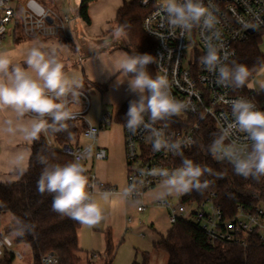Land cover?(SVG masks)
Returning a JSON list of instances; mask_svg holds the SVG:
<instances>
[{
    "label": "clouds",
    "instance_id": "clouds-1",
    "mask_svg": "<svg viewBox=\"0 0 264 264\" xmlns=\"http://www.w3.org/2000/svg\"><path fill=\"white\" fill-rule=\"evenodd\" d=\"M159 6L166 13V23L170 29H180L184 33L200 27L212 34L206 40L207 50L201 63L218 85L236 89L245 86L250 75L249 68L230 59L233 53L214 42L213 38L219 39L216 27L219 20L213 11L214 6H205L203 0H159ZM153 62L154 57L149 54H125L113 65L114 71L129 77V91L138 97L129 102L125 127L133 136L146 133L153 152L165 150L182 157L181 166L177 169H160L153 173L161 177L157 200L164 201L169 196L192 191L203 193L210 185V181L202 179L205 174L223 177L208 166L183 157L182 146H190V138L173 140L165 135L167 125L156 127L157 122L179 116L190 105L171 94L166 75H151L147 66ZM24 65L26 67L14 63L6 52H0V109L10 107L21 117L34 114L29 124L21 129L25 137L33 141L49 129L67 130L66 121L74 116L67 106L66 97L71 94L74 99H79V80L66 74L55 49L48 50L42 45L27 50ZM261 88L264 89V83ZM229 103L232 119L213 140L211 151L219 159H227L236 175L259 181L264 178V111L244 97ZM7 130L14 131L12 127ZM233 131L245 134L249 142L247 148L225 144ZM37 162L43 166L37 180V192L52 195V211L89 227L105 219L102 208L88 191L87 169L78 160L60 165L50 163L43 155H37ZM103 196L107 199L110 193L105 192ZM25 230L30 229L21 225L15 234L23 235Z\"/></svg>",
    "mask_w": 264,
    "mask_h": 264
},
{
    "label": "built area",
    "instance_id": "built-area-1",
    "mask_svg": "<svg viewBox=\"0 0 264 264\" xmlns=\"http://www.w3.org/2000/svg\"><path fill=\"white\" fill-rule=\"evenodd\" d=\"M131 1H135L145 11L142 31L154 42L153 65L156 74L166 75L171 94L190 105L188 110L178 116L184 122L181 130L170 131L165 128V135L173 140L191 139L190 146H182L183 153L194 146L201 123H210L220 134L221 128L232 119L229 101L244 97L255 104L252 95H242L233 88L218 85L215 78L202 65L201 58L207 50L206 40L212 36L210 32L203 31L200 27H194L190 32L184 33L180 29L172 30L166 23V13L160 8L159 0ZM203 2L205 6L210 4L214 6L213 11L219 20L216 26L219 39H213L233 53L230 59L236 57L237 47L249 37L257 33L264 35V23H258L264 22V0H203ZM16 9L17 4H13L12 0H0V46L6 41L10 27L16 26V19H19L21 35L25 39L52 38L57 45L72 43L69 31L71 20L68 17H57L35 0H26L18 15ZM250 30H254V33L251 34ZM82 61V58L78 57V63L81 64ZM78 92L81 93L79 99H74L71 94L66 97L67 106L74 116L68 122H77L83 127L77 144L57 146L47 132L42 134L51 149H57L73 161L78 160L82 165L87 162L94 165L106 160V150L98 145V139L100 131L111 125L112 117L110 113L101 110L97 127L92 126L85 118L90 109V101L84 93ZM24 117L33 119L34 114H25ZM122 133L124 156L128 167L125 198L139 201L140 205L136 211L143 213L147 208L143 203L144 195L161 185V177L153 173L160 169L169 171L177 169L173 160L178 155L165 150L153 152L147 134L133 136L125 124ZM225 144H235L243 149L248 147L249 142L245 139V134L233 131L226 138ZM222 161L229 162L227 159ZM88 191L92 196L105 192H109L110 196L116 194L115 188L99 182L92 172L89 175ZM154 205L166 212L170 226L181 220L192 221L211 243L244 246L246 238L254 231L258 232L260 241L264 243V211L260 209L251 212L240 210L231 220H224L221 210L210 201L200 204L179 202L174 206L169 200H158ZM3 247L0 241V248ZM13 254L16 259H22L20 253ZM93 258H97L96 255H93ZM40 262L58 264L53 254L42 256Z\"/></svg>",
    "mask_w": 264,
    "mask_h": 264
},
{
    "label": "trees",
    "instance_id": "trees-1",
    "mask_svg": "<svg viewBox=\"0 0 264 264\" xmlns=\"http://www.w3.org/2000/svg\"><path fill=\"white\" fill-rule=\"evenodd\" d=\"M93 0H81L78 17L85 24L90 25L88 6ZM115 18V28L126 39L127 45L123 48L126 54H149L153 57L154 42L142 31V21L145 11L135 1L129 3L122 0ZM22 5H17V15ZM16 19V27H19ZM261 33H257L237 47V55L233 59L239 64L249 68V78L242 88H233L242 95H252L257 109L264 111V92H255L249 88L252 80L264 69V54H261ZM28 39L16 34L13 42L19 44ZM25 66V65H22ZM153 77L157 76L153 63L147 66ZM136 94L130 95L122 103L114 122L123 125L126 122V113L131 100L137 99ZM51 123V121H49ZM67 130L53 131L49 129L48 135L57 146L64 144H77L83 127L77 122H68ZM183 120L173 116L169 120L159 121L156 125H167L170 131L181 130ZM219 134L213 126L201 123L200 130L195 137L194 146L183 153V157L193 160L196 164L206 165L223 178L205 174L202 179L210 181L209 187L199 193L192 191L181 199L180 203L193 202L200 204L210 201L221 210L224 220H231L243 210L251 212L255 209L264 211V178L259 181L252 178L245 179L234 173L230 162L216 158L211 151L213 140ZM37 155L48 158L50 163L64 165L74 162L70 157L63 155L57 149L47 146L43 134L32 142L30 146V159L25 171H15L16 181L0 184V215L9 214L12 217L10 230L6 234H13L12 241L15 245H24L30 249L31 263L41 264L40 259L47 254H53L58 264H80V249L78 246V231L81 223L51 210L52 195L37 192V180L43 166L37 162ZM181 156H176L173 164L176 168L181 166ZM89 175L91 165H83ZM21 225L28 226L23 235L15 233ZM244 246L211 243L206 235L192 221H177L164 236L152 244L155 252L166 254V264H264V243L259 239L257 231L246 238ZM112 254L109 243L103 264H111ZM15 256L12 252L5 251L0 264H13ZM149 257L142 255L140 262L135 258L132 264H148Z\"/></svg>",
    "mask_w": 264,
    "mask_h": 264
},
{
    "label": "rangeland",
    "instance_id": "rangeland-1",
    "mask_svg": "<svg viewBox=\"0 0 264 264\" xmlns=\"http://www.w3.org/2000/svg\"><path fill=\"white\" fill-rule=\"evenodd\" d=\"M26 0H12L13 4H23ZM42 7L45 3H54L58 9L63 8L65 0H35ZM127 3L130 0H126ZM67 6V4L65 3ZM45 8V7H44ZM67 16L71 11L66 8ZM82 30L84 44L95 51L97 59L91 64L82 68L77 62V55L67 44L57 45L52 38L30 39L19 44L13 42L16 34L21 33L19 27H10L7 32L6 41L0 46V52H6L14 63L24 65L27 50L35 45H42L45 49H55L60 61L64 64V71L69 77H76L81 87L77 89L84 93L90 101V109L86 114V120L94 127H97L99 112L104 110L112 117L111 125L104 131L103 135L109 140L107 151V162L97 165V172L103 177L99 182L116 189V194L104 198L103 193H95L92 198L102 208L105 219L95 226L81 225L78 231V246L80 249V264H103L106 256L107 244L109 243L112 261L111 264H132L136 258L138 262L142 260V255L149 257L148 264H166L167 257L163 252H155L152 244L164 236L170 229L166 212L154 204L156 194L160 191V186L150 190L144 195L143 203L147 205L143 213H137L136 209L140 205L139 201L126 200V178L128 167L124 156V140L122 126L114 122V118L125 100L132 95L129 91L128 78L123 73H114L105 83L97 80V84L83 83L84 74L93 72L99 76L106 73L108 67L122 58L126 53L123 48L127 45L126 39L116 30L115 24L108 25L109 32L105 35H91L85 24L79 23ZM109 42L108 45L104 42ZM69 45H72L70 43ZM261 54H264V35L261 37L259 45ZM106 55V56H103ZM109 55V56H108ZM82 60L86 59V54L81 55ZM92 66V68L90 67ZM264 83V69L252 80L249 88L256 92L264 91L261 84ZM25 119L24 116H22ZM89 163V162H88ZM91 163H89L90 165ZM88 166V165H87ZM89 168V166H88ZM13 175H15L13 173ZM185 194H175L167 197L166 200L176 206ZM12 217L9 214L0 215V241L3 248H0V260L7 252H18L22 259L15 258L13 264H30V249L24 245H15L12 241L13 234H6L10 230ZM96 255L97 258H93Z\"/></svg>",
    "mask_w": 264,
    "mask_h": 264
},
{
    "label": "crops",
    "instance_id": "crops-1",
    "mask_svg": "<svg viewBox=\"0 0 264 264\" xmlns=\"http://www.w3.org/2000/svg\"><path fill=\"white\" fill-rule=\"evenodd\" d=\"M80 2L81 0H65L62 9L61 7L58 9L54 3H45L44 7L59 18L68 17L66 8L71 11V15L68 18L71 20L69 31L73 41L72 45H67L72 51L76 52L77 62L78 57H81L83 53L86 54V59H84L81 64L79 63L82 68H85L88 63L92 65L97 57L94 56L96 52L91 51L90 48L84 44L82 30L79 25L82 21L78 17ZM122 2V0H93L90 2L88 6V16L91 23L89 26H86V30L93 36L107 34L109 32L108 25L115 22L117 11L122 6ZM104 43L108 45L109 42L105 41ZM90 67L92 68V66ZM114 73H117V71H114L113 66L108 67L106 73L99 76L95 75L93 72H87V76L84 74L83 83L87 81L90 84H97V80H101L102 83H105ZM31 120L32 119H25L18 116L10 107L0 109V184L15 182L16 176L13 175V173L15 171H25L28 168L30 146L33 140L27 139L21 129L25 125H28ZM9 127H12L14 131L9 132L7 130ZM104 132L106 131L101 130L99 136L104 134ZM98 145L106 150V160L90 165L93 175L99 181L102 178L107 179V177H103L97 172V165L107 162V151L109 146L107 136L105 137L103 135L102 139L99 138ZM18 157H22V159L18 160ZM89 163L87 162L86 165L90 166Z\"/></svg>",
    "mask_w": 264,
    "mask_h": 264
},
{
    "label": "water",
    "instance_id": "water-1",
    "mask_svg": "<svg viewBox=\"0 0 264 264\" xmlns=\"http://www.w3.org/2000/svg\"><path fill=\"white\" fill-rule=\"evenodd\" d=\"M250 33L253 34L254 33V30H250Z\"/></svg>",
    "mask_w": 264,
    "mask_h": 264
}]
</instances>
